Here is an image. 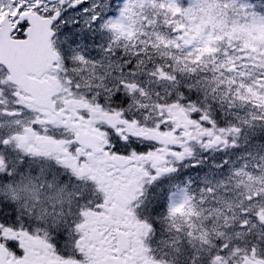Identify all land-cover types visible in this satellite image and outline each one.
<instances>
[{
	"label": "snow or ice",
	"instance_id": "obj_1",
	"mask_svg": "<svg viewBox=\"0 0 264 264\" xmlns=\"http://www.w3.org/2000/svg\"><path fill=\"white\" fill-rule=\"evenodd\" d=\"M0 264H264V0H0Z\"/></svg>",
	"mask_w": 264,
	"mask_h": 264
}]
</instances>
